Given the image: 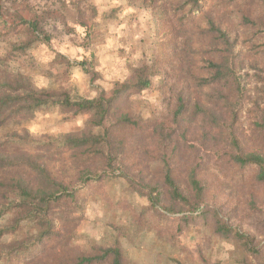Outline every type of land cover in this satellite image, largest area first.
<instances>
[{"label":"trees","instance_id":"obj_1","mask_svg":"<svg viewBox=\"0 0 264 264\" xmlns=\"http://www.w3.org/2000/svg\"><path fill=\"white\" fill-rule=\"evenodd\" d=\"M127 1L151 10L157 32L165 31L163 45L151 64L134 71L135 83L112 93L101 90L93 98L59 84L76 67L64 56L41 72L59 85L40 88L25 72H39L29 49L38 43L48 45L40 17L3 24L0 128L7 131L0 136V221L8 223L0 229V241L15 235L23 222L33 224L38 234L34 241L16 240L3 248L0 263L128 264L118 244L86 251L74 244L79 202L92 187L110 180L113 172L128 181L131 192L147 199L142 218L155 217L154 225L157 218L166 217L163 212L193 216L201 211L184 221L210 220L218 237L238 243L250 257L261 256L254 236L229 224L220 210L208 206L202 210L210 183L204 182L199 168L192 166L186 174L188 191L177 168L183 160L179 130L196 124L204 135L217 139L216 145L230 151L229 181L240 184L250 179L264 187V153L248 150L238 130L241 116L253 108L257 111L252 125L264 131V0ZM160 74L168 89V105L164 119L149 127L134 118L129 102L150 90ZM52 112L88 116L89 122L83 131L46 140L27 129H8L17 121ZM152 148L163 155L159 179L143 170L140 153H154Z\"/></svg>","mask_w":264,"mask_h":264},{"label":"rangeland","instance_id":"obj_2","mask_svg":"<svg viewBox=\"0 0 264 264\" xmlns=\"http://www.w3.org/2000/svg\"><path fill=\"white\" fill-rule=\"evenodd\" d=\"M36 16L42 19L49 40L48 45L38 43L28 51V56L38 64L39 72H25L40 88L63 84L88 98L95 97L101 90L112 93L123 84L135 83L134 71L151 64L164 42V29L157 32L151 10L142 3L0 0V31L4 22L17 23ZM60 55L76 67L70 78L58 84L54 77L41 72L50 70V64ZM152 81L150 90L131 97L129 102L134 118L149 127L164 119L168 105L165 99L168 89L162 84L164 75ZM248 110L240 118L239 135L248 150L264 153V131H256L252 125L257 110ZM88 122V116L52 112L17 121L8 129H27L37 139L46 140L83 131ZM5 131V127L0 128V136ZM179 134L183 160L179 162L177 174L183 189L188 191L186 174L196 166L204 182L210 183L202 210L206 206L214 207L229 224L254 236L255 244L262 250L261 256L250 257L238 243L218 237L210 220L184 221L185 217L199 216L201 211L193 216L163 212L166 217L157 218L154 225L155 217L142 218L149 207L147 199L131 192L128 181L115 172L104 184L92 187L88 197L79 202L74 216V244L80 251L107 249L118 244L128 264H264V187L250 179L240 184L229 181L226 175L231 173L226 157L229 150L216 145L217 139L204 135L196 124L183 127ZM151 150L154 153H140L146 165L143 170L153 179H159L164 166L163 155L155 148ZM7 223L8 219L0 221V229ZM37 234L33 224L23 222L15 235L2 238L0 253L13 241H34ZM0 264L23 263L2 260Z\"/></svg>","mask_w":264,"mask_h":264}]
</instances>
